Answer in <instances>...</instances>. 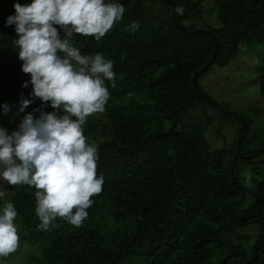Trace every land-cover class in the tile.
I'll use <instances>...</instances> for the list:
<instances>
[{"label": "trees", "instance_id": "1", "mask_svg": "<svg viewBox=\"0 0 264 264\" xmlns=\"http://www.w3.org/2000/svg\"><path fill=\"white\" fill-rule=\"evenodd\" d=\"M172 1L173 17L168 0H105L125 8L113 29L99 41L79 34L70 38L82 55L99 53L113 62L115 86L105 81V110L90 115L82 126L87 143L98 149L97 176L102 174L105 182L102 192L91 197L79 227L57 217L45 230L36 213L37 189L0 178L7 197H0V207L12 202L17 211L19 240L26 244L20 257L27 264H264V132L261 136L256 127L252 130L256 122L251 116L215 104L193 82L217 42L219 51L198 75V84L212 67L235 59L242 44L264 43V0ZM31 2L0 0L3 129L40 104L51 107L31 96V77L22 71L14 44L19 38L15 24H6L16 3ZM180 6L183 14L176 12ZM213 14L218 23H206L213 34L194 32L195 22L187 24ZM133 21L139 29L126 30ZM255 71L264 96V57ZM25 99L32 103L21 111ZM214 107L238 122L230 132L231 146H214L205 136ZM240 161L254 173L253 188L243 183ZM254 224L261 227L258 238L242 231ZM0 264L12 263L0 257Z\"/></svg>", "mask_w": 264, "mask_h": 264}, {"label": "clouds", "instance_id": "2", "mask_svg": "<svg viewBox=\"0 0 264 264\" xmlns=\"http://www.w3.org/2000/svg\"><path fill=\"white\" fill-rule=\"evenodd\" d=\"M14 8L15 15L6 24H15L19 38L14 44L19 48L22 71L31 77V96L44 104L50 102L56 111L34 109L11 134L0 128V178L13 186L37 189L41 228L48 229L57 217L79 227L88 216L91 197L102 192L105 182L102 174L97 176L98 149L87 143L82 126L90 115L104 112L109 99L105 81H112L114 87L115 73L111 60L99 53L82 55L69 40L79 34L99 41L123 18L125 8L105 0H32L16 3ZM176 12L183 14L184 8L177 7ZM138 29L139 23L133 21L126 30ZM30 103L23 100L20 110ZM3 107L9 110L6 104ZM246 177L245 185L252 187L251 175ZM16 216L13 203L6 202L0 214V257L18 248Z\"/></svg>", "mask_w": 264, "mask_h": 264}, {"label": "rangeland", "instance_id": "3", "mask_svg": "<svg viewBox=\"0 0 264 264\" xmlns=\"http://www.w3.org/2000/svg\"><path fill=\"white\" fill-rule=\"evenodd\" d=\"M210 2L213 4L212 1ZM215 20L214 14L210 17L204 15L202 19L197 21L196 18L191 21H187V24L195 22L197 28L194 29H209V25L206 23L212 22L214 24ZM216 23H218L217 20ZM261 50H263V52ZM263 57L264 43H258L252 46L242 44L240 54L235 59L225 66L212 67L207 73L203 74L199 80V84L203 90L216 102L221 103L224 107H228L231 112H242L251 116L252 119H254V122H256L252 130L256 127L261 136L264 132V96L260 94L259 83L256 81L257 76L255 66L263 59ZM37 108L43 112L56 111L52 108V106L45 107L42 104L36 106V109ZM214 108H211V113L214 114V117L210 119L211 122L206 125L205 136L211 143H213L214 146H223L226 144L231 146L233 138L230 139V132H233L234 134L238 127V122L232 118L223 116L221 112L217 111L218 109ZM37 114L38 115L36 117L38 118L40 112L37 111ZM60 114H64L63 110L60 111ZM200 114L204 117L202 112H200ZM21 121L22 120L13 121L12 125L6 129L7 132L11 134L13 131L18 130V125ZM201 123L204 125L206 123V118H202ZM217 128H222L220 130L224 133L225 137L217 131ZM99 138L100 137H97L96 142L101 140ZM257 144L258 143L248 146V150H253L256 148ZM259 158L261 157L256 159L258 160ZM262 158H264V155H262ZM240 168L241 175L243 176V183L247 178L246 174H250L251 176L254 175L250 166L242 161H240ZM256 178L260 179L261 177L257 176ZM254 186L255 180L252 179V188ZM0 197L3 201L7 200L5 194ZM247 202L248 204L253 202L251 195L248 196ZM4 206L5 204L0 207L1 213L3 212ZM14 223L17 225L15 221ZM245 230L246 233L252 234L254 238H258L261 233V227L255 224L242 229L243 232H245ZM25 245L26 244L23 241L19 240L17 250L7 256L12 264H27V262L20 257L21 249Z\"/></svg>", "mask_w": 264, "mask_h": 264}, {"label": "water", "instance_id": "4", "mask_svg": "<svg viewBox=\"0 0 264 264\" xmlns=\"http://www.w3.org/2000/svg\"><path fill=\"white\" fill-rule=\"evenodd\" d=\"M168 2H170V4H171V9H172L171 16L173 17L174 12H175V5H174V3H173L172 0H168ZM193 31H194V32H204V33H205V32H208V33H210V34H213L212 31H208L207 29H203V28H200V29H193ZM218 51H219V43L217 42V46H216L215 52H214L212 58L210 59V62H209L206 66H204L200 71L196 72V73H195V76H194V79H193V82H194V84H195L197 90H199V92H202L205 96H206V94L204 93V91H202V90L200 89V87H199V85H198V83H197V77H198V75H199V72L204 71L206 68H208V67L210 66V64L214 61V59H215V57H216ZM241 122H242V120H241ZM241 127H242V126H241ZM237 147H238V152H240V149H241V138H240V137H239V140H238V146H237Z\"/></svg>", "mask_w": 264, "mask_h": 264}]
</instances>
